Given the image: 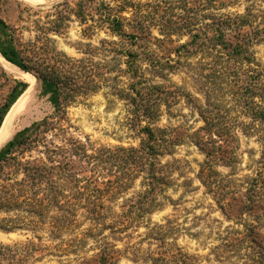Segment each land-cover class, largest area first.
Instances as JSON below:
<instances>
[{"label":"rangeland","instance_id":"obj_1","mask_svg":"<svg viewBox=\"0 0 264 264\" xmlns=\"http://www.w3.org/2000/svg\"><path fill=\"white\" fill-rule=\"evenodd\" d=\"M63 1L0 0V17L25 42L35 37L34 20L49 21L47 14ZM78 1L71 0V20L54 37L59 50L83 58L90 70L78 81L82 87L64 120L55 117L34 73L31 85L0 59V112L18 81L27 83L0 152L33 123L47 118L54 124L0 171V264H264V188H258L261 200L246 196L264 150V125L238 94L248 65L217 57L214 43L182 47L223 14L249 13L243 30H264V0H128L126 30L138 38L86 29L102 0L87 4L86 24L73 15ZM105 1L116 9L122 0ZM136 17L147 30L134 27ZM253 42L264 73V36ZM261 84L263 99L256 100L264 106V77ZM205 109L231 127L232 138L204 129ZM148 125L161 130L165 183L144 203L152 209L140 211L148 175L119 149L138 148ZM27 166L57 168L56 176L32 179ZM52 181L64 184L56 191Z\"/></svg>","mask_w":264,"mask_h":264},{"label":"trees","instance_id":"obj_2","mask_svg":"<svg viewBox=\"0 0 264 264\" xmlns=\"http://www.w3.org/2000/svg\"><path fill=\"white\" fill-rule=\"evenodd\" d=\"M96 3L95 0H79L76 5L77 9L72 10L75 15L83 24H86L88 18L86 17V6L89 3ZM101 7H98V18H93V24L86 28L88 30H96L99 28L106 27L111 33L119 37L138 38L137 34L128 33L126 28L127 25H131V20L125 16L124 12L128 6H133L130 1L122 0L121 4L117 5L116 9L110 4H107L105 0L98 2ZM71 10V0H64L62 3L55 6L54 11H50L47 17H52L47 22L42 21V16L39 19L34 20L35 26V37L27 41H23L19 37L17 28L8 25L3 18L0 17V52L1 54L11 63L15 64L26 72H32L36 78L41 81L43 89L49 94V99L55 108V117L64 120L68 114L69 105L75 101L78 91L82 86L78 84V81L82 78L86 70H90L87 66H83L84 59H76L69 56L65 51L59 50L57 47V39L55 35H60L61 29H63L65 22L70 21L72 15H69ZM248 11V10H247ZM39 16V14H37ZM247 15L236 14L233 18L232 14H223L219 19L218 23L206 32L195 33L191 35L190 42L184 44L182 47H194L199 45V41H206L214 43L212 48H218L216 51L217 57L226 61H235L238 64H247V75L246 79H239L242 82L240 86L241 99L244 101L243 104L246 106L250 116L254 121H259L264 125V106L262 100L258 101L256 98L263 99L260 94V90L263 91V84L260 85L264 73L259 71L260 65L255 57V52L252 50L253 41L256 37L263 35L264 30L254 29L250 31H244L243 27L247 25ZM137 29L147 30L148 25L140 18H135ZM229 29L234 31V34H229ZM94 32L91 34L93 35ZM260 39H263L260 38ZM115 43V42H114ZM130 63V62H129ZM239 73H241L239 71ZM243 76L244 73H241ZM18 90H14L11 98L0 112V126L3 122L4 115L7 110L13 104L17 98L27 88V83L18 81ZM161 86L152 85L150 90L160 91ZM243 92V93H242ZM206 113L204 116L205 126L204 129L207 132H212L213 135L226 136L232 138L230 135L231 127H224L218 122V118L213 115L212 112L204 110ZM145 114L150 113L147 111ZM154 114H156L154 112ZM149 115H153V112ZM54 127L47 118L33 123L31 126L24 128L18 132L13 140L9 141L8 144L0 152V171H2L7 165L16 160L14 152L23 146H27L35 141L40 133L50 130ZM142 133L146 135V139L141 142L138 148L119 149L120 152H128L126 158L134 164H138L143 170L146 171L149 179V189L141 195L138 200V208L140 211H149L152 207L144 205L148 202L155 200L154 192L156 185L164 182V176L162 175L163 165L159 160L160 156L164 155V144L162 139L159 137L161 130L155 129L151 126H145L142 128ZM236 135V134H235ZM235 138V137H234ZM264 141V136L262 137ZM222 146L219 145L207 155H215V152L220 151ZM152 161H151V160ZM150 160L149 162H144ZM205 165H208L209 161H205ZM260 170L257 169L255 177L249 181L250 187L246 193L253 200H261L262 196L258 195V188H264V176L262 171L264 170V150L262 152L261 159L259 161ZM207 169V168H206ZM28 176L32 179L45 177L47 175H53L57 168L48 169L46 166H35L26 167ZM204 171V168L201 170ZM46 172V173H45ZM66 177V176H65ZM64 178V177H63ZM52 188L59 191L64 183L52 181ZM65 182V181H64ZM17 186H22L24 182L16 181ZM62 196L64 194H61ZM249 198V200H251ZM2 201H9L3 199ZM255 201V200H254ZM149 205V204H148ZM148 207V208H147ZM5 228V227H3ZM107 254L105 256H109Z\"/></svg>","mask_w":264,"mask_h":264},{"label":"bare ground","instance_id":"obj_3","mask_svg":"<svg viewBox=\"0 0 264 264\" xmlns=\"http://www.w3.org/2000/svg\"><path fill=\"white\" fill-rule=\"evenodd\" d=\"M30 4H47L51 1L54 0H24ZM36 5V6H37ZM0 59L3 60L6 63V68L10 71V73H12L16 78L21 79L26 81L27 83H30L31 85L33 84L35 77L28 71H24L22 69H20L19 67L11 64L10 62H8L0 53ZM37 83V82H36ZM25 94H23L18 100L17 102L12 106L11 110L8 112L4 123L2 125V127L0 128V148L2 147V145L8 140V138L10 137L12 130H13V126H12V120L15 116V114H17V112L20 110V108L22 107V105L24 104L25 101Z\"/></svg>","mask_w":264,"mask_h":264}]
</instances>
